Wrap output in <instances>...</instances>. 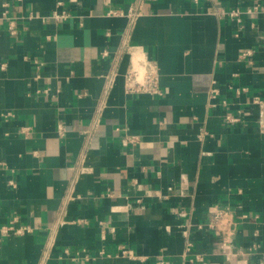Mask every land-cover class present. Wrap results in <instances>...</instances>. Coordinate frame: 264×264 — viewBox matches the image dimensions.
Instances as JSON below:
<instances>
[{"label":"crops","instance_id":"obj_1","mask_svg":"<svg viewBox=\"0 0 264 264\" xmlns=\"http://www.w3.org/2000/svg\"><path fill=\"white\" fill-rule=\"evenodd\" d=\"M5 2L0 264H261L264 0H0V15ZM132 3L128 29L109 11ZM127 43L158 65L161 95L125 92ZM216 207L235 211L234 236L207 226ZM14 221L29 230L4 233Z\"/></svg>","mask_w":264,"mask_h":264},{"label":"built area","instance_id":"obj_2","mask_svg":"<svg viewBox=\"0 0 264 264\" xmlns=\"http://www.w3.org/2000/svg\"><path fill=\"white\" fill-rule=\"evenodd\" d=\"M63 6L62 2L58 3V7L61 9ZM256 11V7L254 9H241V8H234L230 10L221 9L218 14L220 16H229L233 19H236L237 21H242V16L244 14H250ZM109 15L112 16H125L127 18V24L128 29L132 28V25L135 21V19L140 15L139 10L136 8V5L132 3V5L129 7L128 10L124 11L121 9H112L109 11ZM71 13H69L66 9L61 10H55L51 18H54L57 21H66L68 18H70ZM3 25H6L8 28V31L11 34L17 33V19L9 16L8 14V3H3V12L0 15V28H2ZM128 45V43H127ZM131 48V63L124 74V81H125V92L128 94H135V93H144L149 95H161L162 90L160 87V72L158 65L151 61L146 53L142 50H133L131 46L128 45L127 49ZM252 54L251 50H245L241 53L240 58L245 59L250 57ZM107 55V51L103 52V56ZM241 91H247V87L239 88V92ZM219 94V90L217 88H213L210 92V97L212 99H216ZM255 102L262 104L263 100L260 97H255ZM215 105V104H213ZM238 120V118L234 117L233 115H226V121L229 123H235ZM85 133L88 132V130L84 131ZM58 133L60 136H64L66 133V127L64 124H59L58 126ZM205 133V132H203ZM138 140V137L135 135H126L123 137L122 142L124 145H129L131 143H134ZM85 155L82 156L80 160V165H77L76 171L77 173H85L91 171V168L86 167L84 165ZM12 185H15V183L12 181ZM185 212H181V215H184ZM243 218H246L247 215H243ZM237 216L235 214V211L231 208H222V207H216L212 211V218L207 223V226L220 233L225 238H230L234 236L235 231L237 229ZM10 229H13L14 232L18 234H23L25 231L29 230L28 226H15V221L12 222L11 226L3 227V232L7 233ZM52 244H50V247ZM49 247V248H50ZM191 244L188 245V250H190ZM124 254H128L126 250H123ZM198 257V256H197ZM191 261H199L201 259H190ZM261 264H264V254L261 258Z\"/></svg>","mask_w":264,"mask_h":264}]
</instances>
